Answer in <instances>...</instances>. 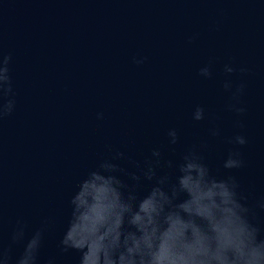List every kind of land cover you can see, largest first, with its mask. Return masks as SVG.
Masks as SVG:
<instances>
[{"label":"water","instance_id":"water-1","mask_svg":"<svg viewBox=\"0 0 264 264\" xmlns=\"http://www.w3.org/2000/svg\"><path fill=\"white\" fill-rule=\"evenodd\" d=\"M0 54L11 56L15 92L14 110L0 117V248H9L10 264L22 250L10 242L18 219L26 237L49 221L40 264L49 256L76 264L79 253L57 248L67 200L116 151L135 170L131 161L155 159L153 148L163 164L203 142L205 163L234 175L249 204L264 196V0H0ZM209 62L204 78L198 69ZM225 80L245 84L244 113L226 109ZM196 104L201 121L191 118ZM236 134L247 143L228 144ZM229 148L240 150L241 168H222ZM257 219L264 225V211Z\"/></svg>","mask_w":264,"mask_h":264},{"label":"clouds","instance_id":"clouds-1","mask_svg":"<svg viewBox=\"0 0 264 264\" xmlns=\"http://www.w3.org/2000/svg\"><path fill=\"white\" fill-rule=\"evenodd\" d=\"M191 42L194 37H189ZM9 54H0V117L14 110L15 92L9 75ZM140 65L146 56H133ZM225 73L235 69L225 64ZM240 72L247 69L240 68ZM200 76L212 75L211 62L198 69ZM243 82L233 88L231 80L223 82L230 92L228 111L242 114ZM7 99H3L6 98ZM103 119V113L96 114ZM191 118L201 121L205 109L196 104ZM236 126L243 127L239 120ZM220 135V129H209ZM169 145L178 141V130L166 133ZM230 145H245L243 134L227 139ZM193 145L173 161L161 164V150L153 148L143 165L131 161L135 170H128L117 161L130 159L123 151L101 158L78 180L67 200L57 248L60 253H79L76 264H264V225L257 219L264 211V196L254 204L240 191L237 178L230 172H213L200 149ZM238 148H229L222 161L226 170L243 166ZM158 172L160 174H158ZM142 181L149 182L145 190ZM49 221L26 237V224L18 219L11 245L21 244L22 250L14 264H40V251ZM9 248H0V264H10ZM43 264H56L49 256Z\"/></svg>","mask_w":264,"mask_h":264}]
</instances>
